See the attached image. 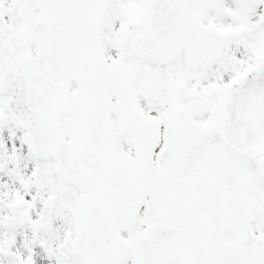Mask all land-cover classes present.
I'll return each instance as SVG.
<instances>
[{"label": "snow or ice", "instance_id": "snow-or-ice-1", "mask_svg": "<svg viewBox=\"0 0 264 264\" xmlns=\"http://www.w3.org/2000/svg\"><path fill=\"white\" fill-rule=\"evenodd\" d=\"M0 264H264V0H0Z\"/></svg>", "mask_w": 264, "mask_h": 264}]
</instances>
